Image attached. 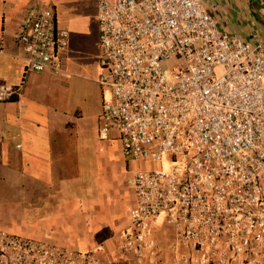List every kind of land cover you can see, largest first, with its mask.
<instances>
[{
  "label": "built area",
  "instance_id": "built-area-1",
  "mask_svg": "<svg viewBox=\"0 0 264 264\" xmlns=\"http://www.w3.org/2000/svg\"><path fill=\"white\" fill-rule=\"evenodd\" d=\"M96 137L115 132L133 201L116 253L139 262L160 219L189 264H264V50L221 30L200 0H98ZM25 70L57 73L67 32L30 7L12 35ZM17 88L0 84V102ZM0 229V264H104Z\"/></svg>",
  "mask_w": 264,
  "mask_h": 264
},
{
  "label": "crops",
  "instance_id": "crops-1",
  "mask_svg": "<svg viewBox=\"0 0 264 264\" xmlns=\"http://www.w3.org/2000/svg\"><path fill=\"white\" fill-rule=\"evenodd\" d=\"M97 2L0 0V84L17 88L0 102V229L73 251L101 246V260L111 264H186L187 253L180 255L160 219L152 227L154 249L139 262L115 251L133 201L130 173L141 169L132 165L141 163L122 157L115 132L96 137L109 95L97 84ZM200 6L221 30L264 50V0ZM30 7L50 9L54 26L67 32L57 73L25 70L12 39Z\"/></svg>",
  "mask_w": 264,
  "mask_h": 264
},
{
  "label": "rangeland",
  "instance_id": "rangeland-1",
  "mask_svg": "<svg viewBox=\"0 0 264 264\" xmlns=\"http://www.w3.org/2000/svg\"><path fill=\"white\" fill-rule=\"evenodd\" d=\"M63 1V0H62ZM134 166H137V167H140V168H142V167H144V168H146V167H150V168H153V167H158V164H148V165H141V164H133L132 165V167H134ZM111 170H110V168H109V172H110ZM174 246L175 247H177V249H178V252H180V255H183L182 253H184L185 251L184 250H182L181 248H179L178 246H177V244H176V241H175V239H174ZM182 251H184V252H182ZM108 256H109V253H108ZM183 260H185L186 258H182ZM111 260L109 259V257H107V258H105L104 260H103V263L104 264H111ZM186 264H189V262H188V259H186Z\"/></svg>",
  "mask_w": 264,
  "mask_h": 264
}]
</instances>
